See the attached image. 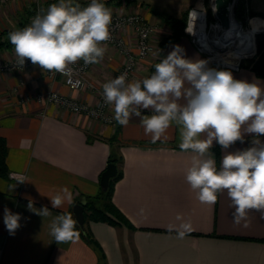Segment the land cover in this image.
Listing matches in <instances>:
<instances>
[{"label":"crops","instance_id":"obj_1","mask_svg":"<svg viewBox=\"0 0 264 264\" xmlns=\"http://www.w3.org/2000/svg\"><path fill=\"white\" fill-rule=\"evenodd\" d=\"M78 2L87 6L91 0ZM102 2L112 15H140L156 25L152 45L171 34L163 16L141 2ZM53 3L58 0H11L0 7V43H5L0 47V61L16 60L9 32L26 27L37 8L46 10ZM119 38L135 52L130 29L121 31ZM175 45L184 49L185 58L205 60L184 37L168 43L161 52L163 58ZM105 48L103 59L86 76L89 88L79 92L70 91L59 78L50 80L46 71L33 64L20 72L0 74V137L7 148L8 169V177L0 179V264H102L101 257L105 264H264V213L250 210L246 221L238 225L233 223L234 208L226 191L218 194L214 205L199 202L197 192L186 182L196 154L179 148V127L175 123L152 143L138 117H132L126 126L116 122L106 126L34 100L38 93L56 92L94 105L96 89L103 87L124 63L117 49ZM154 62L152 58L138 60L128 82L146 78ZM232 74L234 79L255 81L264 88V79L256 78L248 69ZM178 103L185 101L182 98ZM141 111L143 115L152 114L150 109ZM109 115L114 116L113 109ZM254 136L244 133V142L237 141L227 150L213 141L210 152L215 160L218 158V169L226 152L251 147ZM200 138L206 139V134ZM110 139L117 141L123 161L122 178L114 186L112 202L134 230L87 222L84 228L93 244L80 235L72 242L57 244L49 235L50 220L65 213L73 215L76 205L99 194ZM259 139L264 142V135ZM21 179L25 182H18ZM10 185L15 187L10 190ZM65 187L72 193L73 204L65 202L60 208H52L50 198ZM29 200L36 209L47 207L52 216L43 218L29 211ZM5 208L21 215L14 235L4 224ZM189 221L193 231L179 239L176 229ZM170 225L175 226L171 232Z\"/></svg>","mask_w":264,"mask_h":264},{"label":"clouds","instance_id":"obj_2","mask_svg":"<svg viewBox=\"0 0 264 264\" xmlns=\"http://www.w3.org/2000/svg\"><path fill=\"white\" fill-rule=\"evenodd\" d=\"M111 23V9L102 0H91L87 6L78 0H58L46 10L39 9L28 26L10 31L8 40L14 46L17 67L22 68L27 59L44 71L67 74L69 65L80 60L89 65L103 59L106 48L101 42L111 38ZM207 65L205 60L185 58L184 49L175 45L155 64L150 77L127 82V73H122L104 83L102 95L104 103L112 106L117 124L126 126L132 117L140 118L152 143L175 123L179 148L196 154L186 182L203 204L214 205L218 194L226 191L234 208L233 223L239 225L250 210L264 213V142L259 139L264 135V88ZM182 98L185 103H178ZM149 109L152 114H142L141 110ZM244 133L255 134L252 146L226 152L218 169L210 152L213 141L227 150L237 141L243 143ZM201 134H206V139H201ZM14 187L9 186L10 190ZM50 201L52 208L65 202L71 205L72 193L65 187ZM27 208L43 218L52 216L47 207L36 209L31 200ZM20 220V214L4 209L10 235L20 227ZM76 225L71 213L57 215L48 224L49 235L57 244L72 242L79 236ZM174 227L170 225L168 231ZM176 231L177 237L184 239L193 231L191 222L180 224Z\"/></svg>","mask_w":264,"mask_h":264},{"label":"built area","instance_id":"obj_3","mask_svg":"<svg viewBox=\"0 0 264 264\" xmlns=\"http://www.w3.org/2000/svg\"><path fill=\"white\" fill-rule=\"evenodd\" d=\"M10 1L11 0H0V7ZM231 1V4L228 6L229 25L230 22L233 21L240 33L250 34V50H244V47L238 46L239 44L234 43L232 40L225 41L228 29L222 28L215 18L214 0H197L195 4L187 10L183 36L194 47L196 52L204 57L211 68L239 72L242 60L252 58L255 54L254 35L251 31L244 28L241 22L236 20V12L240 0ZM38 10L39 8L36 9L35 15ZM209 14L211 19L209 18ZM31 20L26 26L31 23ZM125 29H130L133 32L134 53L132 49L119 38V34ZM263 30L262 27H258V33ZM156 32L157 26L148 23L140 15H112V23L110 25L111 38L106 42H101V46H109L117 49L123 55L124 63L122 68L115 73L110 80L117 78L122 73H127L128 82L132 77L138 60L144 61L152 58L156 61L159 58L161 54L159 44L152 45L151 43ZM231 43L233 44L231 45ZM229 51L231 52L228 53ZM229 54H231V56H228ZM93 65L95 64L85 65L83 60H80L75 64L69 65L71 71L67 74L46 71V76L53 81L59 78L70 91L79 92L89 88L86 82V76ZM31 66L32 63L27 59L22 68L16 66V60L8 62L0 61V74L20 72ZM90 88L91 90L95 89L93 87ZM96 91L98 99L92 106L64 97L56 92L38 93L35 95L34 100L42 105H54L74 115H83L102 125L114 126L115 120L112 115H109L112 106L104 103L102 95L103 87L96 89Z\"/></svg>","mask_w":264,"mask_h":264},{"label":"trees","instance_id":"obj_4","mask_svg":"<svg viewBox=\"0 0 264 264\" xmlns=\"http://www.w3.org/2000/svg\"><path fill=\"white\" fill-rule=\"evenodd\" d=\"M240 6V5H239ZM241 8V7H240ZM239 7L236 12V17L239 15ZM186 14H182L181 17L175 18L172 16L163 17V23L171 30V34L166 37L162 42H160L159 47L161 52L165 48L168 43L176 42L183 36V29L185 27L186 22ZM209 18L211 16L209 14ZM254 28H252L253 33L258 31V24H253ZM262 27V26H260ZM248 41H244L242 44L244 46H248ZM5 45V43H0V47ZM9 45H12L11 43ZM254 45H255V54L252 58L242 60L241 68L248 69L251 71L256 78L264 79V32H260L254 35ZM163 59L162 54H160L159 58L154 62L153 65L150 66L148 76L150 77L155 71V64L159 63ZM146 77V78H147ZM117 131L119 129L117 128ZM89 142V141H88ZM110 153L107 159V165L113 164L116 166L117 174L116 176L109 181L108 188L106 191H102L100 188V192L97 196L93 198H87L85 203H79L83 207V229H80L76 226V231L79 232V235L88 242V244H93L92 239L90 238L89 232L84 228V224L87 222H96V223H104L112 227H125L128 230H134L133 226L130 222L124 217V215L114 206L112 202V196L114 192L115 184L122 178V158L117 152V141L115 139H110ZM6 153L7 148L5 145V141L0 137V179H6L8 177V169L6 166ZM217 168H218V158L216 159ZM107 167V166H106ZM106 169V168H105ZM105 169L100 175L104 173ZM100 182V179H99ZM101 257V255L99 256ZM104 261L105 258L101 257Z\"/></svg>","mask_w":264,"mask_h":264},{"label":"rangeland","instance_id":"obj_5","mask_svg":"<svg viewBox=\"0 0 264 264\" xmlns=\"http://www.w3.org/2000/svg\"><path fill=\"white\" fill-rule=\"evenodd\" d=\"M141 2L146 6L152 8V10L161 16H176L181 17L182 14L187 12V10L195 4L196 0H136ZM194 3V4H193ZM239 17L236 20L241 22L242 26L248 31L253 33V24H258V22H264V0H240L239 4ZM241 7V8H240ZM180 14V15H179ZM254 21L252 24L251 22ZM263 24V23H262ZM260 27V26H259ZM264 29V26L262 25ZM254 32L253 35L257 34ZM241 41H248V46L251 49V37L250 34H246ZM247 45L244 47H248ZM245 49V48H244ZM105 264V260L102 261Z\"/></svg>","mask_w":264,"mask_h":264},{"label":"water","instance_id":"obj_6","mask_svg":"<svg viewBox=\"0 0 264 264\" xmlns=\"http://www.w3.org/2000/svg\"><path fill=\"white\" fill-rule=\"evenodd\" d=\"M231 0H214L215 18L219 22L222 28L228 29L229 27V11L228 6L231 4ZM117 174L116 166L113 164L107 165L104 173L100 178V188L102 191H106L109 181L113 179ZM83 207L81 204L76 205L73 208V217L77 221V226L83 229Z\"/></svg>","mask_w":264,"mask_h":264},{"label":"bare ground","instance_id":"obj_7","mask_svg":"<svg viewBox=\"0 0 264 264\" xmlns=\"http://www.w3.org/2000/svg\"><path fill=\"white\" fill-rule=\"evenodd\" d=\"M254 21L251 22V24L253 23ZM263 23V24H262ZM264 26V22L263 21H260L258 22V27L259 26ZM254 28V27H253ZM227 35H226V39L225 41H234V43L236 44H239L238 46H242L244 47V45L242 44L243 41H241L243 39V37L246 35L245 33H240V31L238 30V28L236 27V25L234 24L233 21L230 22V25H229V28L227 30ZM233 43H231L232 45ZM245 49L244 50H250V47H244ZM231 51H229L228 53H230ZM228 56H231V54H229Z\"/></svg>","mask_w":264,"mask_h":264}]
</instances>
